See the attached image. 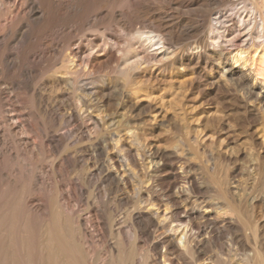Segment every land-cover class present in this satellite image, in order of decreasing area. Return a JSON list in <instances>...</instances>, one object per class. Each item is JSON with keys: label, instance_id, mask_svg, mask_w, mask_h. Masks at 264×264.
<instances>
[{"label": "rangeland", "instance_id": "rangeland-1", "mask_svg": "<svg viewBox=\"0 0 264 264\" xmlns=\"http://www.w3.org/2000/svg\"><path fill=\"white\" fill-rule=\"evenodd\" d=\"M15 1L0 0V241L3 229L21 237L14 219H24L38 264L40 229L50 224L56 203L78 228L80 264H264V49L258 39L264 26L252 1L65 0L81 11L70 22L52 23L48 39L40 14L18 13ZM239 30L236 44L229 42ZM149 32L168 47L155 45L159 53L152 47L157 54L149 62L139 58L126 68L99 53L92 71L86 62L74 63V85L61 67L81 40L134 43L141 51ZM213 37L230 51L222 55L208 45ZM49 43V59L56 54L51 61L43 53ZM117 172L126 178L118 182ZM174 225L192 232L189 250L174 247Z\"/></svg>", "mask_w": 264, "mask_h": 264}, {"label": "bare ground", "instance_id": "bare-ground-1", "mask_svg": "<svg viewBox=\"0 0 264 264\" xmlns=\"http://www.w3.org/2000/svg\"><path fill=\"white\" fill-rule=\"evenodd\" d=\"M6 1V0H5ZM23 1V0H22ZM24 1H26V2H24ZM23 2H21V0H16L15 1V3L14 2H12V3H14V5L16 4L17 5V7H18V13H26V16H29V17H31V16H35V15H38V13L40 14V19L42 20V22L44 23V25H45V30H44V34L43 35H46V37L45 38H47L48 39V37H49V32H50V30H51V25H52V23H54L55 21H56V23H58V22H67L68 20V22H70V20L72 21V20H74V13H77V11L79 12V11H81V6L80 7H78L79 5L78 4H76V5H78V6H76L75 5V3H74V1L73 2H65V0H42V1H40V3L38 4L37 2H36V0H24ZM137 1H139V0H137ZM226 1V0H225ZM229 1V0H228ZM243 1V0H242ZM252 1V4H251V2H250V5L252 6V8L251 9H254V10H252L253 12L254 11H256L257 13H258V15H259V17H260V20L259 19H257V21H260L261 23V25L262 26H264V0H251ZM4 2V1H3ZM232 2V1H231ZM230 2V3H231ZM235 2V1H234ZM234 2H232V3H234ZM237 2V1H236ZM236 2H235V6H237V4H236ZM238 2H239V0H238ZM248 2V3H249ZM10 3V2H9ZM25 3H27V5H29V11H27V9H26V7H27V5H26V7H25ZM82 3V2H81ZM143 3V2H142ZM147 3V2H146ZM151 3V2H150ZM144 4V6L146 7V6H152L151 4ZM229 3V5H231ZM240 4H241V0H240V2H239ZM243 3V2H242ZM245 3V2H244ZM105 4V3H104ZM133 4V3H132ZM141 4V3H140ZM247 4V3H246ZM9 5V4H8ZM11 5V4H10ZM86 5V4H85ZM85 5H84V7H85ZM98 5V4H97ZM135 5V4H134ZM105 6V5H104ZM136 6V5H135ZM235 6H233L232 5V7H229V9L230 8H234ZM6 7V6H5ZM248 7V6H247ZM8 8V7H7ZM102 8V7H101ZM237 8V7H236ZM249 8H250V6H249ZM256 8V9H255ZM239 9H241V8H239ZM9 10V9H8ZM7 10V11H8ZM11 10V9H10ZM9 10V12L11 13L12 12V10L10 11ZM108 10V9H107ZM233 10H235L236 11V9L234 8ZM232 10V11H233ZM244 10L246 11V9H245V6H244ZM248 10V9H247ZM86 11V10H85ZM92 11H93V9H92ZM99 11V10H98ZM249 11V10H248ZM252 11H250V12H252ZM88 12V11H87ZM97 12V11H96ZM109 12V11H108ZM230 12V11H229ZM234 12V11H233ZM85 13V12H84ZM118 13V12H117ZM244 13V12H243ZM9 14V13H8ZM8 14H7V16H8ZM13 14V13H12ZM12 14H11V16H12ZM79 14V13H78ZM77 14V15H78ZM108 14H111V13H108ZM113 14V13H112ZM21 15V14H20ZM76 14H75V16L76 17H78ZM98 15H99V13H98ZM253 15V14H252ZM251 15V16H252ZM26 16L24 17V16H22L21 15V20H23V19H25L26 18ZM80 16V15H79ZM106 16H107V14H106ZM221 16V15H220ZM227 16V15H226ZM10 17V16H9ZM111 17V16H110ZM114 17V16H113ZM253 17H256V15H254ZM106 18V17H105ZM224 18H226L225 17V15H224ZM38 19V18H37ZM256 19V18H255ZM254 19V21H256ZM7 20H8V18H7ZM11 20V19H10ZM21 20H20V22H21ZM76 20V19H75ZM80 20V19H79ZM83 20V19H82ZM171 20V19H170ZM218 20V19H217ZM249 20V19H248ZM247 20V21H248ZM26 21V20H25ZM167 21H168V19H167ZM243 21H245L246 22V20L244 19ZM10 22V21H9ZM169 22V21H168ZM218 22H219V20H218ZM5 23V22H4ZM96 23L97 22H95L94 24L96 25ZM259 23V22H258ZM8 23L6 22V25H7ZM170 24H171V22H170ZM172 24H176V23H172ZM42 25V24H41ZM60 25V24H59ZM64 25V24H63ZM91 25V24H90ZM119 25V24H118ZM256 25H258V24H256ZM2 26V25H1ZM8 26V25H7ZM32 26V25H31ZM53 26H54V24H53ZM56 26V25H55ZM74 26V25H73ZM166 27V25L164 24L163 25V27ZM184 26V25H183ZM185 26H186V24H185ZM244 26V25H243ZM77 27V26H76ZM93 27V26H92ZM96 27V26H95ZM94 27V28H95ZM123 27V26H122ZM167 27H169V26H167ZM180 27V26H179ZM188 27V26H187ZM187 27H185V29L187 28ZM191 27V26H190ZM189 27V28H190ZM34 28V27H33ZM178 28V27H177ZM211 28H213V26H211ZM253 28H254V26H253ZM53 29V28H52ZM60 29V28H59ZM82 29V28H81ZM93 29V28H92ZM91 29V30H92ZM163 30H164V28H162ZM166 29V28H165ZM168 29V28H167ZM181 29H183L182 27H181ZM184 29V30H185ZM195 29V27L193 28V30ZM218 29V28H217ZM216 29V30H217ZM247 29V28H246ZM251 29V28H250ZM54 30V29H53ZM73 30V29H72ZM97 31V29L95 28L94 29V31ZM160 30V29H159ZM171 30H172V28H171ZM183 30V31H184ZM196 30V29H195ZM255 30V29H254ZM8 31V30H7ZM81 31V30H80ZM158 31V30H157ZM162 31V30H161ZM210 31H211V29H210ZM219 32H220V30H218ZM227 31H229V30H227ZM53 32V31H52ZM56 32V31H55ZM138 32V31H137ZM173 32V31H172ZM187 32H189V31H187ZM190 32H191V29H190ZM217 32V31H216ZM231 32V31H230ZM242 31H240L239 30V32L235 35L234 34V36L232 37V38H228L229 40V42H234L235 43V41H237L238 39H240V37H241V33ZM248 32V31H247ZM80 33V32H79ZM142 33V32H141ZM156 33V32H155ZM158 33V32H157ZM181 33V32H180ZM194 33H195V31H194ZM211 33V32H210ZM212 33H213V30H212ZM215 33V32H214ZM257 33V32H256ZM263 33V32H262ZM143 34V33H142ZM145 35H146V33H144ZM148 34H150V32L148 33ZM165 34V33H164ZM168 35L170 34V32H168L167 33ZM189 34V33H188ZM228 34V33H227ZM243 34H244V32H243ZM250 34H251V32H250ZM249 34V35H250ZM52 35V34H51ZM103 35L104 34H102L101 36L103 37ZM140 36H141V34H139ZM253 35V34H252ZM40 36V35H39ZM107 36V35H106ZM134 36V35H133ZM147 36V35H146ZM166 36V35H165ZM211 36V35H210ZM254 36V35H253ZM257 36V35H256ZM51 37V36H50ZM49 37V38H50ZM167 38H168V36H166ZM175 37V36H174ZM184 37V36H183ZM212 37V36H211ZM244 37V36H243ZM263 37V40L262 41H259V44L260 45H262V49H264L263 48V46H264V36H261L260 37V35H259V37H258V39H260V38H262ZM8 38V37H7ZM6 38V39H7ZM29 38V37H28ZM38 38V37H37ZM44 38V37H43ZM53 38V37H52ZM133 38V37H132ZM135 38H136V36H135ZM166 38V41H169L168 39ZM177 38V37H176ZM182 38V37H181ZM217 38V37H216ZM226 38V39H227ZM253 38V37H252ZM46 39V40H47ZM76 39V38H75ZM170 39V38H169ZM179 39V38H178ZM220 39H223V38H220ZM224 39H225V37H224ZM243 39V38H242ZM59 40V39H58ZM87 40H89V39H87ZM120 40V39H119ZM165 38L163 37H161V35H155L154 33H152V34H150V35H148L147 37H145V40H144V43H142L143 45H142V49L143 50H141V51H138V50H136L135 49V47H134V43L133 44H128V45H126V46H116L114 43H109V42H107L106 41V39L105 40H101L102 42L100 43V44H98V45H93L90 41L88 42V43H86V44H84V41H80V43H78L76 46V48L74 47V48H72V49H70V53H68L67 55H66V58L64 59V62L65 63H62L63 61H62V59L60 60L59 59V57L56 59V61L57 60H60V61H62L61 62V67H62V69L64 68V72L65 73H69V74H72V77L71 78H69L68 80L72 83L71 85H74V71H73V69H75L74 68V63H76L77 64V62L79 61V62H81L82 61V65H83V63L84 62H86V64H88V66H89V68H91V71H92V69H94V68H99V67H96V63H98L97 62V56H98V54L99 53H102L105 57H108V58H110V57H112V58H114V59H116V61L118 62V63H123L124 65L123 66H125L126 68H131V67H133V66H135L138 62H139V58H141V60L142 59H147V62H149V60H154L155 58H156V54L157 53H155L156 51L155 50H152L151 48L152 47H154L155 45H159V44H162L163 45V47H166L167 49H168V47L167 46H164L165 45ZM261 40V39H260ZM72 41V40H71ZM92 41V40H91ZM132 41H134V40H132ZM173 41V40H172ZM205 41V40H204ZM209 41V40H208ZM219 39L217 40V39H215L214 37L212 38V40H211V43H208V45H213V47H214V45L215 46H218V47H220L218 50L219 51H217V52H219L220 54H226V53H228L230 50H228L226 53H225V49L223 48V47H221L222 45L219 43ZM224 41V40H223ZM48 42V41H47ZM62 42V41H61ZM87 42V41H86ZM116 42V41H115ZM120 42V41H119ZM227 42V41H226ZM253 42H254V40H253ZM51 43H52V40H51ZM51 43H49V45H47V46H45V52H43L44 54H45V56H44V58L46 57V59H49V50L51 49L50 47V45H52ZM75 43V42H74ZM99 43V42H98ZM125 43V42H124ZM140 43V42H139ZM169 43V42H168ZM173 43V42H172ZM181 43V42H180ZM202 43V42H201ZM205 43V42H204ZM234 43H233V45H234ZM238 43V42H237ZM244 43V42H243ZM258 43V42H257ZM7 44V43H6ZM45 44H47V43H45ZM121 44V43H120ZM126 44V43H125ZM141 44V43H140ZM170 44V43H169ZM206 44V43H205ZM236 44V43H235ZM253 44V43H252ZM255 44V43H254ZM253 44V45H254ZM53 45H54V43H53ZM56 45V44H55ZM122 45H124V44H122ZM233 45H231V46H233ZM256 45V44H255ZM50 46V47H49ZM204 46V45H203ZM54 47V46H53ZM234 47V46H233ZM261 47V46H260ZM66 48V47H65ZM207 48H208V46H207ZM75 49V50H74ZM138 49H140V48H138ZM154 49V48H153ZM155 49H157L156 48V46H155ZM192 49V48H191ZM212 49V48H211ZM215 49V48H214ZM213 49V50H214ZM64 50V49H63ZM158 50V49H157ZM212 50V51H213ZM233 50V49H232ZM259 50H261V49H259ZM190 51V50H189ZM193 51V50H192ZM238 51H239V49H238ZM258 51V50H257ZM62 52V51H61ZM167 52V51H166ZM202 52V51H201ZM232 52V51H231ZM234 52V51H233ZM243 52V51H242ZM242 52L241 53H238L233 59L235 60V61H237V58H241V57H243L242 56ZM158 53H159V50H158ZM211 53V52H210ZM43 54V55H44ZM51 54H53L52 52H51ZM50 54V55H51ZM63 54V53H62ZM191 54V53H190ZM199 54V53H198ZM202 54H205V53H202ZM207 54V56H208V53H206ZM55 55V58H56V54L54 53L53 54V56ZM61 55V54H60ZM188 55V54H187ZM211 55V54H210ZM228 56H229V54H227ZM231 55V54H230ZM52 56V57H53ZM62 56H64V55H62ZM234 56V55H233ZM52 57H51V59H49L50 61L52 60ZM104 57V59H106ZM216 57V56H215ZM2 58V57H1ZM54 58V57H53ZM217 58V57H216ZM3 60L5 59V60H7V57L6 56H3V58H2ZM111 59V58H110ZM110 59H108V60H110ZM207 59V58H206ZM3 60H1V61H3ZM107 60V62H109ZM220 60H221V58H220ZM49 61V62H50ZM55 61V59H53V61L52 62H54ZM59 61V62H60ZM102 61V60H101ZM105 61V60H104ZM104 61L103 62H101V63H104ZM143 61V60H142ZM213 61V60H212ZM234 61V62H235ZM47 62V61H46ZM110 62H112V61H110ZM146 62V63H147ZM228 62V61H227ZM51 63V62H50ZM49 63V64H50ZM55 63V62H54ZM53 63V64H54ZM106 63V62H105ZM104 63V64H105ZM141 63V62H140ZM230 63V62H229ZM52 64V65H53ZM58 64V63H57ZM85 64V63H84ZM4 65H6V64H4ZM48 65V64H47ZM81 65V63L79 64V66ZM228 65V64H227ZM78 66V65H77ZM122 66V67H123ZM225 66V65H224ZM1 67V66H0ZM50 67V66H49ZM51 67H53V66H51ZM51 67L49 68L51 71H53V69H51ZM57 66L55 65V67H54V69L56 68ZM59 67V66H58ZM58 67L56 68V69H58ZM123 68V70L124 71H121V73H125L126 72V68ZM60 68V67H59ZM225 68V67H224ZM227 68H229V67H227ZM232 68V67H231ZM234 68V67H233ZM55 69V70H56ZM61 69V70H62ZM0 70H1V68H0ZM54 70V71H55ZM99 70V69H98ZM116 70V69H115ZM132 70V69H131ZM224 70V69H223ZM59 71V70H58ZM95 71V70H94ZM1 72V71H0ZM117 72V71H116ZM224 72V71H223ZM230 72V71H229ZM232 72V71H231ZM59 73H62V71H59ZM78 73H80V72H78ZM78 73H76V74H78ZM90 73V72H89ZM92 73V72H91ZM94 73V72H93ZM119 73V72H118ZM241 73V72H240ZM3 74V73H2ZM57 74L58 73H56V76H57ZM229 74V73H228ZM231 74H233V73H231ZM231 74H230V76H231ZM238 74V73H237ZM120 75V74H119ZM225 75V74H224ZM6 76V75H5ZM84 76V75H83ZM86 76V75H85ZM94 76V75H93ZM124 76V75H123ZM126 76H127V73H126ZM229 76V75H228ZM237 76V75H236ZM1 77H3V75L1 76ZM1 77H0V79H1ZM87 77V76H86ZM90 77V76H89ZM92 77V76H91ZM56 78V77H55ZM58 79V78H57ZM67 79V78H66ZM93 79V78H92ZM63 80V79H62ZM4 81V80H3ZM64 81V80H63ZM95 81V80H94ZM78 81L76 80V83H77ZM242 82V81H241ZM82 83V82H81ZM78 84V83H77ZM90 84H91V82H90ZM243 84V83H242ZM29 85V84H28ZM76 85V84H75ZM34 87V86H33ZM74 87V86H73ZM250 88H248V90H249ZM55 90V89H54ZM253 90V89H252ZM252 90H250V91H252ZM254 93V92H253ZM261 93V92H260ZM249 94V93H248ZM247 94V95H248ZM257 94V93H256ZM254 95V94H253ZM252 95V96H253ZM250 96V95H249ZM58 98V97H57ZM56 98V99H57ZM59 100V99H58ZM259 103H261V102H259ZM32 104V103H31ZM262 104V103H261ZM264 106V105H263ZM262 107V106H261ZM44 109V108H43ZM36 110V109H35ZM45 111V110H44ZM49 112H51L50 110H49ZM79 112V111H78ZM39 113V112H38ZM44 113H46V115L48 114V109L44 112ZM52 113V112H51ZM82 113V112H81ZM87 113V112H86ZM60 114V113H59ZM79 114V113H78ZM77 114V115H78ZM54 116H55V114H53ZM61 115V114H60ZM41 116V115H40ZM78 117V116H77ZM76 117V118H77ZM81 117V116H80ZM79 117V118H80ZM10 118V117H9ZM44 118V117H43ZM46 118V117H45ZM48 118V117H47ZM51 118V117H50ZM71 118L72 119H74V112L71 114ZM70 119V118H69ZM71 119V121H73ZM11 120V119H10ZM19 120V119H18ZM21 121V120H20ZM89 121V120H88ZM99 122V121H98ZM43 123V122H42ZM48 123H52V122H48ZM96 123V122H95ZM56 124H57V122H56ZM55 124V125H56ZM51 125H53V123L51 124ZM51 125H48L49 127L51 126ZM67 125V124H66ZM47 126V125H46ZM47 126V128H45V130H47L49 127ZM52 128V127H51ZM25 129V128H24ZM53 129H54V127H53ZM52 129V130H53ZM13 130V129H12ZM27 130V129H26ZM48 131V130H47ZM46 131V132H47ZM51 131V130H50ZM97 131V130H96ZM57 131L55 130V133H56ZM58 132H60V131H58ZM47 134V133H46ZM49 134V133H48ZM47 134V135H48ZM16 135V134H15ZM47 135H45V136H47ZM56 135H58V134H56ZM62 135V134H61ZM49 136H50V134H49ZM54 136V135H53ZM66 136V135H65ZM51 139H52V137H50ZM47 139V138H46ZM62 139V138H61ZM64 139V138H63ZM66 139V138H65ZM48 140H49V138H48ZM52 141H54V140H52ZM57 141V140H56ZM50 142V141H49ZM55 142V141H54ZM60 142V141H59ZM56 143V142H55ZM115 143V142H114ZM63 144V143H62ZM50 145V144H49ZM114 145V144H113ZM114 147V146H113ZM139 155V154H138ZM108 158H110V157H108ZM112 158V157H111ZM115 157H113V159H114ZM121 159V158H120ZM136 159V158H135ZM116 160V159H115ZM137 160V159H136ZM113 161V160H112ZM124 161V160H123ZM117 163V162H116ZM110 164V163H109ZM123 164V163H122ZM119 166V165H118ZM121 167V166H120ZM115 168V167H114ZM107 170V169H106ZM117 170V169H116ZM118 171H120V170H118ZM53 172V171H52ZM115 172V171H114ZM113 172V173H114ZM123 172V171H122ZM127 172H124V174H121V173H119V172H117L116 173V175H115V178L117 177V179H119L118 180V182L120 181H122V178L124 177V176H126L125 174H126ZM131 173V172H130ZM5 174V173H4ZM3 175V174H2ZM114 175V174H113ZM113 175H111V176H113ZM128 175H130V174H128ZM110 176V177H111ZM3 177H4V175H3ZM131 177V176H130ZM134 177V176H133ZM7 178V177H6ZM126 177H124V179H125ZM190 178V177H189ZM111 179H113L112 177H111ZM5 180V179H4ZM193 180V179H192ZM192 180H191V182H192ZM195 180V179H194ZM5 181H7V180H5ZM126 181V180H125ZM25 182V181H24ZM184 182V181H183ZM4 183V182H3ZM184 183H186V182H184ZM187 183H189V182H187ZM193 183V182H192ZM194 184H196V183H194ZM193 184V185H194ZM7 185V184H6ZM137 185H139V184H137ZM186 185H188V186H190V183L189 184H186ZM186 185H184V186H186ZM25 186V185H24ZM183 185H182V187H184ZM6 187V186H5ZM138 187V186H137ZM181 187V188H182ZM191 187V186H190ZM180 188V189H181ZM183 189V188H182ZM186 189H187V187H186ZM29 190V189H28ZM184 190V189H183ZM23 191H24V189H23ZM23 191H22V193H23ZM137 191V190H136ZM31 192V191H30ZM181 192V191H180ZM185 192V191H184ZM17 193V192H16ZM24 193H26V192H24ZM28 193V192H27ZM20 194V193H19ZM140 194H141V192H140ZM179 194V193H178ZM27 195V194H26ZM26 195L24 196V197H26ZM180 195V194H179ZM10 196V195H9ZM22 196H23V194H22ZM58 196V195H57ZM15 197V196H14ZM18 197H19V195H18ZM18 197H17V199H18ZM181 197V196H180ZM8 198H10V197H8ZM13 199V198H12ZM11 199V200H12ZM21 199H22V197H21ZM124 199H125V197H124ZM150 199V198H149ZM8 200V199H7ZM10 200V199H9ZM24 200V199H23ZM22 200V202L24 203V201ZM16 201V200H15ZM152 201V200H151ZM10 202V201H9ZM12 202V201H11ZM18 202V201H17ZM21 202V200L19 201V204L21 205L20 207H22V203H20ZM56 202V201H55ZM146 202H148L147 200H146ZM6 203V202H5ZM5 203L3 202V206L5 205ZM8 203V202H7ZM10 204H12V203H10ZM14 204V203H13ZM12 204V205H13ZM149 204H152V203H149ZM194 204V203H193ZM8 205H9V203H8ZM17 205H18V203H17ZM54 205V204H53ZM57 204L55 203V205L54 206H52L53 207V210H54V214H53V218H52V220H51V222H50V224H46L45 226H43L42 228L43 229H40V230H42L41 232H40V255L39 256H37L38 257V259L39 260H37L38 262V264H80V261H81V259H80V256H79V254H80V252H79V254L77 253V247H76V245H75V243H74V235H73V233L75 234V232H73V229L75 230V228H77V227H75V228H73V227H71V220H72V222H73V219H70V221H68V219L70 218H68V219H66L67 218V215L66 214H64V213H62V210L60 209V207L59 206H56ZM198 205V204H197ZM10 207H11V205H9ZM56 206V207H55ZM159 206V205H158ZM5 207H6V205H5ZM10 207H8V210H10L9 208ZM17 207V206H16ZM24 207V206H23ZM23 207L21 208V209H23ZM51 207V206H50ZM59 207V208H58ZM155 207V206H154ZM56 208H58V210L60 209L61 210V213H62V215H66V218H63L62 217V215H60V213L58 212V211H56ZM140 207H138V209H139ZM142 208V207H141ZM160 208V207H159ZM158 208V209H159ZM2 209H3V207H2ZM2 209L0 210V213H1V211H2ZM14 209V208H13ZM17 209H19V207L18 208H16V210L14 209V211H18ZM206 209V208H205ZM20 210V209H19ZM141 210V209H140ZM157 210V209H156ZM160 210V209H159ZM21 211V210H20ZM135 212V211H134ZM139 212V211H138ZM151 212V211H150ZM165 212H166V210H165ZM164 212V213H165ZM202 212V211H201ZM200 212V213H201ZM205 212V211H204ZM4 213V212H3ZM11 213H13V212H11L10 211V213H9V215L11 214ZM133 213V212H132ZM143 213V212H142ZM163 213V212H162ZM163 213V214H164ZM167 213V212H166ZM207 213V212H206ZM6 214V213H5ZM16 214V213H15ZM18 214H20V213H18ZM21 214H23V215H25L24 213H21ZM20 214V215H21ZM202 214V213H201ZM12 215H14V213L12 214ZM19 215V216H20ZM23 215H21V216H23ZM156 215H160V214H158V213H156ZM6 216H7V214H6ZM21 216H20V218H21ZM26 216V215H25ZM50 216H51V213H50ZM132 216H133V214H132ZM150 216V215H149ZM154 216V215H153ZM165 216V215H164ZM164 216H162V217H164ZM167 216V215H166ZM171 216V215H170ZM169 216V217H170ZM200 216V215H199ZM214 216H216V215H214ZM4 217V216H3ZM12 217V216H11ZM10 217V219H12ZM14 217V216H13ZM15 217H17V214L15 215ZM134 217V216H133ZM151 217H152V215L150 216V218L149 219H151ZM156 216H154V218H155ZM160 217H161V215H160ZM172 217V216H171ZM19 218V217H18ZM22 218H24V216L22 217ZM130 218V217H129ZM139 218V217H138ZM137 218V219H138ZM165 218V217H164ZM167 218V217H166ZM205 218V217H204ZM3 219V218H2ZM1 219V220H2ZM6 219V218H5ZM134 219H136V218H134ZM133 218H132V221L134 220ZM140 219V218H139ZM168 219V218H167ZM166 219V220H167ZM208 220L210 219V218H207ZM4 220V219H3ZM15 221H16V225H18V224H20V226H22L23 227V230H21V233H22V236L19 234V236H21V237H17L16 235H14V236H16V237H12V236H10V233H9V231L7 230V229H3L4 230V233H3V235L5 234L6 235V237L4 236V238H3V235L1 236L2 237V239L3 240H1L0 241V257H2V261H3V263L2 264H33V260H32V254H31V252H30V246H32L31 245V240H29V238L28 237H32V235L30 236L29 235V233H28V227L27 226H25V227H27V229H25V227H24V225H23V223H22V221L24 220V219H18L17 220V218H15L14 219ZM130 220H131V218H130ZM152 220H153V218H152ZM160 220H163V219H160ZM170 220V219H169ZM5 221V220H4ZM7 221V220H6ZM132 221H130V224H131V222ZM211 221V220H210ZM8 222V221H7ZM12 222V221H11ZM24 222V221H23ZM27 222V221H26ZM134 222H135V220H134ZM134 222H132V223H134ZM204 222V221H203ZM216 222V221H215ZM15 223V222H14ZM163 223V222H162ZM170 223H172V222H170ZM1 224H4V223H0V225ZM9 224V223H8ZM7 224V225H8ZM135 225H136V222L134 223ZM133 224V225H134ZM152 224V223H151ZM173 224V223H172ZM178 224V223H177ZM199 224V223H198ZM197 224V225H198ZM74 224H72V226H73ZM171 225V224H170ZM201 225V224H200ZM9 226H12V225H10L9 224ZM9 226H7V227H9ZM31 226V225H30ZM76 226H79L78 224L76 225ZM132 226V225H131ZM3 227V226H2ZM80 227V226H79ZM137 227V226H136ZM164 227V226H163ZM173 227V226H172ZM198 227H199V225H198ZM201 227V226H200ZM15 228V227H14ZM20 228V227H19ZM138 228H140L139 226H138ZM171 228V227H170ZM169 227H168V230L170 229ZM193 228V227H192ZM13 229V228H12ZM78 229V228H77ZM76 229V230H77ZM82 229V228H81ZM131 229V228H130ZM159 229V228H158ZM165 229H167V227L165 228ZM181 229V228H180ZM179 229V226H175L174 225V227H173V230L172 231H174L173 232V234L171 235V236H173L174 237V241L172 240V242L174 243V247L175 248H177L178 250H179V248H181L182 246H183V248L185 247L186 249L188 248V250H189V245H190V242H191V238H192V232L191 233H189L187 230H185L184 228H183V230H180ZM188 229H191V227L190 228H188ZM193 229H195V228H193ZM1 230V229H0ZM125 230V229H124ZM132 230V229H131ZM141 230V229H140ZM203 230V229H202ZM5 231H7V232H5ZM11 231V230H10ZM20 231V230H19ZM89 231V230H88ZM130 231V230H129ZM134 231V230H133ZM137 231H138V229H137ZM167 231V230H166ZM170 231V230H169ZM198 231V230H197ZM2 232V231H1ZM29 232H30V230H29ZM31 232H33L32 230H31ZM77 232V231H76ZM83 232H85L84 230H83ZM82 232V233H83ZM128 232V231H127ZM140 232V231H139ZM142 232V231H141ZM202 232V231H201ZM200 231H199V233H201ZM81 233V234H82ZM86 233H89V232H86ZM86 233H84V234H86ZM119 233V232H118ZM130 233V232H129ZM163 233V232H162ZM161 233V234H162ZM198 233V232H197ZM197 233H195L194 235H197ZM198 233V234H199ZM207 233H208V231H207ZM14 234H16L15 232H14ZM34 234V233H33ZM94 233H92V234H89V236L90 235H93ZM133 234V233H132ZM131 234V235H132ZM164 234V233H163ZM88 235V234H87ZM135 235V234H134ZM160 235V234H159ZM193 235V236H194ZM201 235V234H200ZM200 235H197V236H199L200 237ZM8 236H10V238L8 237ZM81 236H84V235H81ZM133 236V235H132ZM136 236H137V234H136ZM170 236V237H171ZM85 237V236H84ZM93 237V236H92ZM91 236H90V238H92ZM166 237H167V235H166ZM16 238H18L17 240H16ZM126 238H128V237H126ZM26 239H28V240H26ZM94 239V238H93ZM136 239V238H135ZM165 238H162V240H164ZM34 240V239H33ZM123 240V239H122ZM129 240V239H128ZM170 240V241H171ZM195 240V239H194ZM193 240V241H194ZM77 241V240H76ZM196 241H198V240H196ZM82 242V241H81ZM118 242H119V240H118ZM131 243H132V241H130ZM134 242V241H133ZM165 242V241H164ZM30 243V244H29ZM35 243L37 244V246H38V243L35 241ZM35 243H33L34 244V248H35ZM79 243V242H78ZM83 243V242H82ZM126 243H128V242H126ZM166 243V242H165ZM179 243H180V246H178L179 245ZM191 243H193V242H191ZM196 244V243H195ZM78 245V244H77ZM133 246V245H132ZM173 246V245H172ZM202 246V245H201ZM158 247V246H157ZM168 247H170V246H168ZM168 247H167V250H168ZM200 247V246H199ZM33 248V247H32ZM81 248V247H80ZM127 248V247H126ZM132 248V247H131ZM198 248V247H197ZM196 248V249H197ZM123 249V248H122ZM163 249V248H162ZM136 250V249H135ZM164 250H166V249H164ZM171 250V249H170ZM169 250V251H170ZM178 250H177V252H178ZM191 250V249H190ZM199 250V249H198ZM35 251V250H34ZM78 251H80V250H78ZM125 251V250H124ZM180 251V250H179ZM197 251V250H196ZM121 252V251H120ZM126 252V251H125ZM129 252V251H128ZM133 252V251H132ZM159 252V251H158ZM182 252V251H181ZM188 252V251H187ZM33 253V252H32ZM39 253V252H38ZM37 253V254H38ZM124 253V252H123ZM193 253V252H192ZM36 254V253H35ZM162 254V253H161ZM167 254H168V252H167ZM176 255H177V253H175ZM123 255V254H122ZM126 255V254H125ZM134 255V254H133ZM141 255V254H140ZM168 255H170V254H168ZM178 255H179V253H178ZM193 255V254H192ZM96 256V255H95ZM129 256H132L131 254L129 255ZM163 256V255H162ZM171 256V255H170ZM180 256H181V254H180ZM82 257V256H81ZM110 257H112V255L110 256ZM115 257V256H114ZM172 257V256H171ZM182 257V256H181ZM120 258V257H119ZM124 258V257H123ZM127 258V257H126ZM111 259V258H110ZM113 259V258H112ZM165 259V258H164ZM163 259V260H164ZM83 260V259H82ZM115 260V259H114ZM154 260H156V259H154ZM163 260H161V262L163 261ZM86 261V260H85ZM125 261V260H124ZM115 262V261H114ZM164 262V261H163ZM208 262V261H207ZM85 263V262H84ZM121 263V262H120ZM167 264L169 263V262H166ZM203 263V262H202ZM201 263V264H202ZM223 263V262H222ZM108 264V263H107ZM111 264V263H110ZM163 264H165V262L163 263ZM207 264V263H206ZM208 264H210V263H208Z\"/></svg>", "mask_w": 264, "mask_h": 264}]
</instances>
